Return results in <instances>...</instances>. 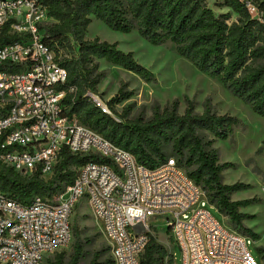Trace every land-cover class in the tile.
<instances>
[{
    "label": "trees",
    "instance_id": "obj_1",
    "mask_svg": "<svg viewBox=\"0 0 264 264\" xmlns=\"http://www.w3.org/2000/svg\"><path fill=\"white\" fill-rule=\"evenodd\" d=\"M246 1L253 5L255 15L247 10L244 1L220 0L215 4L236 15V19L230 21V12L215 14L205 0H38L49 18L48 24L41 27L43 43L66 71L65 82L60 87L65 91L63 114L130 153L138 164L148 169L174 158L177 166L201 188L206 201L227 219L229 225L245 238L257 241L258 234L244 224L253 216L240 212L254 199H231L233 194L248 186L223 183L222 173L232 164L219 163L218 151L212 147L214 140L231 137L239 124L238 119L218 115L209 101L198 114L193 102L185 98L182 114L178 113V102L174 101L147 120H126L123 113L118 115V121L95 108L85 96L87 92L97 93L102 78L98 60L145 81L153 79L151 72L134 59L133 53L118 50L116 43L85 39L94 18L120 33L127 34L134 29L152 45L170 42L180 57L198 71L217 78L256 115L264 117V0ZM17 40L18 36L10 33L7 26L0 29V47ZM4 68L6 65L0 66V71L6 70ZM20 68L17 66L14 71ZM70 88L74 91L69 92ZM127 98L128 95L118 93L106 104L112 109L115 103ZM201 133L211 135L212 139H203ZM92 161L106 162L92 155L73 156L64 150L54 173L46 181L38 175L22 177L0 164V191L21 205L29 204L34 196H58L73 184L74 169ZM70 228L69 252H55L51 260L46 259L47 264H82L86 258L90 240L76 223ZM106 251H110L109 246ZM256 253L264 264V248L257 247ZM166 256V248L148 234L140 263L163 264ZM87 264H113V261L95 251Z\"/></svg>",
    "mask_w": 264,
    "mask_h": 264
},
{
    "label": "built area",
    "instance_id": "obj_2",
    "mask_svg": "<svg viewBox=\"0 0 264 264\" xmlns=\"http://www.w3.org/2000/svg\"><path fill=\"white\" fill-rule=\"evenodd\" d=\"M240 1L255 12L250 1ZM48 22L38 0H0V29L7 26L19 38L0 47V66L6 65L0 71V164L22 177L38 175L46 181L64 150L106 162L75 168L74 182L65 193L34 196L27 205L0 191V264H44L47 256L67 248L70 214L81 200L99 223L113 264H141L155 219L166 222L182 264H255L245 237L199 206L206 200L204 192L173 159L148 169L63 114L65 91L60 87L66 71L43 43L41 27ZM17 66L21 68L14 71ZM85 96L113 117L97 95ZM64 194L70 195L66 203L61 201Z\"/></svg>",
    "mask_w": 264,
    "mask_h": 264
},
{
    "label": "rangeland",
    "instance_id": "obj_3",
    "mask_svg": "<svg viewBox=\"0 0 264 264\" xmlns=\"http://www.w3.org/2000/svg\"><path fill=\"white\" fill-rule=\"evenodd\" d=\"M219 1L205 0L215 14L230 12L227 8L217 7L215 4ZM252 13L255 14L254 11ZM230 16V21L236 19L234 13L230 12ZM95 38L109 44L116 43L117 49L122 52L133 53L138 64L153 75L152 80L145 81L120 67L98 60V70L102 73V78L95 95L105 103L118 93L128 95L127 99L115 103L112 109L109 108L115 120L119 121L118 115L123 113L126 114V120L137 118L147 120L154 112H162L174 101L178 102V113L182 114L186 106L185 98L193 102L194 110L198 114L202 113L205 102L209 101L218 115H228L239 120L231 137L227 140H214L212 147L218 151L219 163L232 164V167L222 173L223 183L226 185L243 183L248 186L246 190L233 194L231 199L233 201L254 199L251 205L240 209V212L253 216V219L245 221L244 224L257 233L259 239L252 241L245 238V245L255 264H262L256 248H264V117L256 115L247 104L232 95L217 78L198 71L190 62L180 57L170 42L152 45L141 38L134 29L127 34L120 33L92 18L85 39ZM201 136L205 140L212 139L207 133H201ZM69 199L70 195L64 194L61 201L66 203ZM199 206L220 224L229 226L224 216L205 199L199 202ZM69 220L70 225L76 223L91 242L82 264H87L95 251L101 253L103 258H111L110 251H106L108 244L101 227L85 200L79 201L73 207ZM150 226L151 235L167 250L168 256L163 259V264H182L181 252L169 238L166 222L155 219L150 222ZM70 244L62 250L68 253ZM53 257L54 254L47 256L46 259L51 260ZM47 260L44 264H47Z\"/></svg>",
    "mask_w": 264,
    "mask_h": 264
},
{
    "label": "bare ground",
    "instance_id": "obj_4",
    "mask_svg": "<svg viewBox=\"0 0 264 264\" xmlns=\"http://www.w3.org/2000/svg\"><path fill=\"white\" fill-rule=\"evenodd\" d=\"M264 191V190H263Z\"/></svg>",
    "mask_w": 264,
    "mask_h": 264
}]
</instances>
